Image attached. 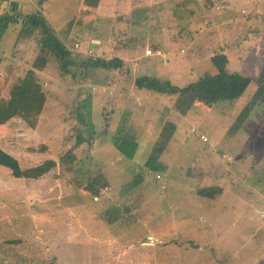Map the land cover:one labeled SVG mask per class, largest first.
<instances>
[{
	"label": "rangeland",
	"instance_id": "374dc122",
	"mask_svg": "<svg viewBox=\"0 0 264 264\" xmlns=\"http://www.w3.org/2000/svg\"><path fill=\"white\" fill-rule=\"evenodd\" d=\"M22 9L75 54L123 68L32 72L35 45L17 40ZM8 12L17 24L0 31V99L33 73L47 101L35 126H0V148L22 168L56 166L39 179L0 167V264H264V107L237 121L256 82L186 115L135 87L139 76L183 87L214 73L216 54L256 77L264 0H0V21ZM164 133L154 174L145 163ZM99 174L107 186L94 197L85 186Z\"/></svg>",
	"mask_w": 264,
	"mask_h": 264
},
{
	"label": "trees",
	"instance_id": "16d2710c",
	"mask_svg": "<svg viewBox=\"0 0 264 264\" xmlns=\"http://www.w3.org/2000/svg\"><path fill=\"white\" fill-rule=\"evenodd\" d=\"M99 3L100 0H84V4L89 8H98ZM22 11L16 14L23 19L20 21V25L18 24L19 27H16L17 40H27L33 46L35 45L37 55L31 64L32 72L41 71L50 64H55L61 77L75 74L74 71L83 73L84 70L90 68L103 70L123 68L124 63L118 57L111 60L100 58L92 60L75 54L50 29L43 16L32 13L25 15L23 9ZM16 24L12 22L10 13H5L0 21L1 34L6 33L11 26ZM211 61L215 69L214 73H206L200 76L198 80L183 87L174 86L170 81L149 76L136 78L135 87L142 93L171 98L175 109L182 115H186L201 103L207 107H215L227 102L234 103L243 97L251 83L255 81L256 88L251 92L248 101L237 117V121L239 123L244 122L257 106L264 107V64L257 76L253 77L238 71H231L228 68L229 60L224 54L214 55ZM27 74L10 89L7 98L0 99V126L6 125L15 118L35 126L42 114L47 101L46 91L36 75ZM170 139L171 133H164L162 139L155 145L149 160L145 163V166L151 168L154 174L165 169L157 161ZM55 166V161L47 160L35 168H22L14 156L0 148V167L10 170L11 175L16 179H39ZM98 183L101 184L100 187L97 185ZM106 186L107 181L102 174H99L87 182L85 189L91 196L98 197L101 193L100 190ZM213 191L211 193L208 189H203L198 191V195L213 199L215 198Z\"/></svg>",
	"mask_w": 264,
	"mask_h": 264
},
{
	"label": "built area",
	"instance_id": "2783aa9c",
	"mask_svg": "<svg viewBox=\"0 0 264 264\" xmlns=\"http://www.w3.org/2000/svg\"><path fill=\"white\" fill-rule=\"evenodd\" d=\"M150 53V52H149ZM204 141H206V138H204Z\"/></svg>",
	"mask_w": 264,
	"mask_h": 264
},
{
	"label": "crops",
	"instance_id": "0c3cea01",
	"mask_svg": "<svg viewBox=\"0 0 264 264\" xmlns=\"http://www.w3.org/2000/svg\"><path fill=\"white\" fill-rule=\"evenodd\" d=\"M21 6L24 7L22 3H21Z\"/></svg>",
	"mask_w": 264,
	"mask_h": 264
}]
</instances>
